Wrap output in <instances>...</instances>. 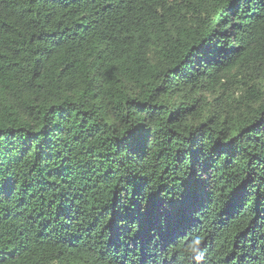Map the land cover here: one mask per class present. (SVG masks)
Returning <instances> with one entry per match:
<instances>
[{
    "label": "trees",
    "instance_id": "obj_1",
    "mask_svg": "<svg viewBox=\"0 0 264 264\" xmlns=\"http://www.w3.org/2000/svg\"><path fill=\"white\" fill-rule=\"evenodd\" d=\"M0 264H264V0H0Z\"/></svg>",
    "mask_w": 264,
    "mask_h": 264
}]
</instances>
